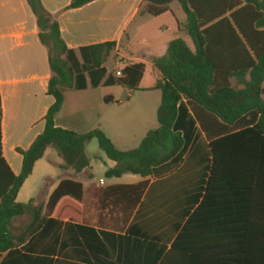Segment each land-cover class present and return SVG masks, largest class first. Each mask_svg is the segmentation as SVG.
I'll return each mask as SVG.
<instances>
[{
  "label": "crops",
  "instance_id": "0c3cea01",
  "mask_svg": "<svg viewBox=\"0 0 264 264\" xmlns=\"http://www.w3.org/2000/svg\"><path fill=\"white\" fill-rule=\"evenodd\" d=\"M74 1L41 0V4L58 22L67 48L78 56L82 48L116 43L108 60L114 67L110 71L108 62L104 65L107 76L99 88L93 89L89 83L84 91H67L55 124L79 135L100 130L119 151H134L131 144L137 143L139 148L146 136L159 128L162 92L155 87L162 76L154 61L164 57L169 45L178 40L170 39L172 35L187 36V16L181 5L172 9L177 2L162 16L153 17L143 0H94L80 9L68 10ZM135 65L144 66L137 90L106 85L109 77L118 78L117 73ZM147 75L153 80L144 87ZM52 78L49 51L40 41L28 0H0L2 152L16 177L23 169V156L18 151H29L44 133L45 119L56 102L49 94ZM249 81L250 75L236 77L231 85L240 91ZM183 118L185 123L195 122L193 129L179 130L187 139L185 149L147 179L127 174L102 182L98 177H106L117 164L100 148L101 153L95 152V140L86 148L90 167L80 175L61 169L63 160L56 151L48 150L20 190L17 203L28 204L46 191L42 200L47 204L64 180H72L83 188L80 219H48L26 244L1 254L0 264H160L188 217L201 205L214 163L211 142L186 101L181 109ZM218 173L222 179L258 180L252 216L247 211H234L233 220L242 223V230L251 220L253 244L261 247V141L243 139L227 145L220 155ZM243 236L237 234L235 243L243 242Z\"/></svg>",
  "mask_w": 264,
  "mask_h": 264
},
{
  "label": "trees",
  "instance_id": "16d2710c",
  "mask_svg": "<svg viewBox=\"0 0 264 264\" xmlns=\"http://www.w3.org/2000/svg\"><path fill=\"white\" fill-rule=\"evenodd\" d=\"M93 1L75 0L68 10L80 9ZM143 1L148 4L147 13L153 17L162 16L171 4L178 2L187 16L185 32L194 51L178 39L169 45L164 57L154 61L155 69L162 76L155 87L162 92L159 128L151 131L138 149L121 152L100 130L79 135L55 124L67 91H84L89 83L91 88H99L107 76L104 65L116 50V43L82 48L78 56L67 48L58 22L46 12L41 0H28L37 19L40 41L49 51L53 73L49 94L56 102L45 119L44 133L29 151H18L23 156V169L16 177L2 152L0 94V255L26 244L48 219H80L83 188L72 180H64L47 204L42 200L46 191L28 204L17 203L20 190L48 150L56 151L63 160L61 169L80 175L90 167L87 145L97 140L100 150L117 164L106 173L107 179L127 174L147 179L155 169L177 159L185 149L187 139L179 130L187 132L195 126L194 121L185 123L184 118L180 119L186 101L211 142L214 163L201 205L188 217L160 264H264V225H261V247H258L253 244L251 220L243 230L242 223L233 220L234 211H247L252 216L258 180L222 179L218 173L220 155L227 145H236L243 139L251 142L259 139L261 195H264V0ZM143 74L144 66H129L120 78L109 77L106 85L137 90ZM247 75L250 81L243 90L232 87V78ZM26 218L31 220L28 225L14 227ZM241 233L243 242L235 243V236Z\"/></svg>",
  "mask_w": 264,
  "mask_h": 264
},
{
  "label": "rangeland",
  "instance_id": "374dc122",
  "mask_svg": "<svg viewBox=\"0 0 264 264\" xmlns=\"http://www.w3.org/2000/svg\"><path fill=\"white\" fill-rule=\"evenodd\" d=\"M173 8V10L174 9H176V8H178V7H180V4L177 2V3H175L174 4V6H172ZM150 19V21H159L158 19H155V18H149ZM176 38H178V39H183L184 41H186L187 42V44H188V46L192 49V50H194V46H193V44L189 41V39H188V37L185 35L184 37H177L176 35H172V37H170V39H176ZM108 69L111 71L112 69H113V61L112 60H110L109 62H108ZM152 77L150 76V75H147L146 77H145V79H144V82H143V86L144 87H147V86H150L151 85V83H152ZM157 126H158V124H157ZM94 143H96L95 145H97L96 147V153H101V152H99L100 150H99V147H98V142H96V140H95V142ZM130 148H131V150H136L137 148H138V144L137 143H133V144H131L130 145ZM90 154H92L91 156H92V158H94V152H90ZM101 155H103V154H101ZM98 164L100 165V164H102V163H100V162H98ZM98 178H102V182H106V181H108V179L105 177V176H100V177H98ZM30 218H26V219H23V220H20V221H18L15 225H14V227H21V226H23V225H28L29 223H30Z\"/></svg>",
  "mask_w": 264,
  "mask_h": 264
},
{
  "label": "built area",
  "instance_id": "2783aa9c",
  "mask_svg": "<svg viewBox=\"0 0 264 264\" xmlns=\"http://www.w3.org/2000/svg\"><path fill=\"white\" fill-rule=\"evenodd\" d=\"M122 75L121 73H117V77L120 78Z\"/></svg>",
  "mask_w": 264,
  "mask_h": 264
}]
</instances>
